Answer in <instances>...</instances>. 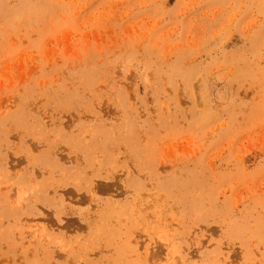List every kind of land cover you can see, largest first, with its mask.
I'll list each match as a JSON object with an SVG mask.
<instances>
[{"label": "rangeland", "instance_id": "obj_1", "mask_svg": "<svg viewBox=\"0 0 264 264\" xmlns=\"http://www.w3.org/2000/svg\"><path fill=\"white\" fill-rule=\"evenodd\" d=\"M0 264H264V0H0Z\"/></svg>", "mask_w": 264, "mask_h": 264}]
</instances>
